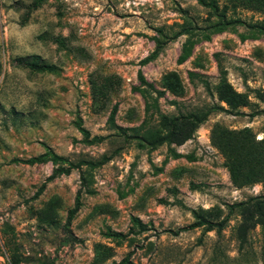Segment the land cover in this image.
I'll return each instance as SVG.
<instances>
[{"label": "rangeland", "instance_id": "374dc122", "mask_svg": "<svg viewBox=\"0 0 264 264\" xmlns=\"http://www.w3.org/2000/svg\"><path fill=\"white\" fill-rule=\"evenodd\" d=\"M33 1L0 0V264H264V229L241 242L238 211L220 233L190 227L192 209L207 216L218 208L221 219L228 204L264 194L262 182L231 181L223 148L211 138L216 127H248L255 140L263 137L264 33L256 26L264 12L237 2L222 30L169 39L188 19L205 27L208 7L198 0H35L26 14ZM157 37L166 43L149 58ZM32 55L38 68L15 64ZM220 75L243 105L231 110L218 98ZM141 91L168 115L224 110H212L182 143L150 149L129 137L147 114ZM114 106L122 133L107 124ZM45 146L72 161L113 155L91 170L90 192L67 227L78 170L48 179L50 161H12ZM133 217L141 225L132 227ZM131 227L123 239L108 235Z\"/></svg>", "mask_w": 264, "mask_h": 264}, {"label": "trees", "instance_id": "16d2710c", "mask_svg": "<svg viewBox=\"0 0 264 264\" xmlns=\"http://www.w3.org/2000/svg\"><path fill=\"white\" fill-rule=\"evenodd\" d=\"M198 2L204 6L208 7V16L206 20L208 24L205 27L198 26L192 19H188L180 24V28L173 32L169 39L176 38L181 34H194L195 30H205L212 29L214 31H220L223 29L228 22L226 20V13L228 10H234L236 3L240 2L243 5L251 6L254 9H258L264 12V0H229L232 5L228 7L225 5L223 8H219L216 0H198ZM39 5V1H33L27 8V13L30 9L36 8ZM210 19L209 20V18ZM25 20V19H24ZM24 20L21 22L24 23ZM262 33H264V19L257 23V26ZM155 48L150 53L149 58L155 57L158 52L163 48L166 41H160L157 37L155 40ZM184 49V45L182 50ZM182 59V58H181ZM15 64L22 68L36 69L40 66L39 57L32 56H19L15 58ZM208 87V83H205ZM151 86V85H150ZM215 92L220 100L224 101L232 110L239 105L244 104L243 97L240 93H237L232 86L228 83L226 78L222 75L219 76L217 83L214 85ZM144 98V110L146 116L141 121L140 124L136 126L129 127L130 130L129 137L138 141L140 146L144 144L153 149L163 143H175L180 144L184 140L191 137L195 128L207 118V115L212 112V110H224L222 105H211L205 106L193 111H189L186 115H168L160 111L158 107L157 100L155 99L149 101V95L144 94L141 91ZM115 110L116 106L111 110L108 118L107 124L109 128L118 130L122 133L123 128L117 126L115 123ZM157 116L156 123L151 121L152 113ZM83 134L87 136V132L81 129ZM120 135V133L118 134ZM211 138L213 143L218 144L223 148V154L228 166V172L231 181L236 185L252 184L256 182L264 183V127H263V137L260 140H255L254 135L251 133L248 127H244L238 130H228L221 127H216L212 130ZM113 155H102L100 159H78L77 161L69 160L67 157L59 155L52 151L48 146H45V150L30 158L20 159L14 158L13 162L24 163V164H35L50 161L55 167L53 168L52 174L48 177L52 178L60 174H67L71 169L76 168L79 172V188L77 190L73 206L68 210L66 216V227L70 224L71 219L77 213L81 205V194L85 192H90V174L91 170L110 160ZM227 214L220 217V209L212 208L210 211L213 214H204L192 209V215L194 221L190 227L204 226V230L209 231L215 229L217 233L226 225L229 214L233 211H238L241 215V219L237 228V237L244 242L247 238L248 231L254 229L256 226H260L264 229V194L257 197L249 198L245 201H239L236 203L227 205ZM209 211V210H208ZM131 226L141 225V222L136 217L131 218ZM132 227L129 228L127 233L121 231H111L108 233L113 239H123L131 233ZM126 259L120 262H114L112 264H125ZM13 264H18L16 260L13 259Z\"/></svg>", "mask_w": 264, "mask_h": 264}]
</instances>
